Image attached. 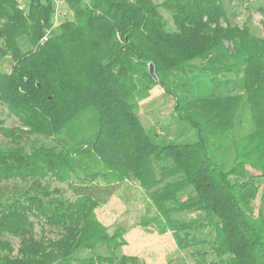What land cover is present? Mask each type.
Segmentation results:
<instances>
[{
  "label": "trees",
  "instance_id": "obj_1",
  "mask_svg": "<svg viewBox=\"0 0 264 264\" xmlns=\"http://www.w3.org/2000/svg\"><path fill=\"white\" fill-rule=\"evenodd\" d=\"M57 1L73 21L54 23ZM229 3L0 0V61L13 60L0 73V104L22 126L3 131L0 183L25 186L1 197L0 264H143L122 255L125 229L110 234L95 214L125 182L147 199L139 225L171 233L194 264H264V213L252 206L264 203V22L261 36L236 26ZM154 88L173 100L162 136L140 118ZM194 211L213 240L196 236L203 224L184 217ZM32 219L60 236L37 239Z\"/></svg>",
  "mask_w": 264,
  "mask_h": 264
},
{
  "label": "rangeland",
  "instance_id": "obj_2",
  "mask_svg": "<svg viewBox=\"0 0 264 264\" xmlns=\"http://www.w3.org/2000/svg\"><path fill=\"white\" fill-rule=\"evenodd\" d=\"M154 5L160 6L166 0H151ZM89 3V0H84ZM228 10L230 20L238 27H243L246 23L252 28L253 32L261 36L262 22H264V0H228ZM22 8L28 7L26 2L20 1ZM56 14L54 23L60 24L64 21H73L74 14L65 6L63 2H56ZM54 6V7H55ZM159 13L166 23V31L175 33L176 28L170 13L159 8ZM225 27V24L224 26ZM0 43L2 41L0 40ZM228 46V45H227ZM13 66V60L10 57L0 61V73H10ZM173 100L166 96L159 88H154L148 99L140 103V118L147 129L157 125V132L163 135L161 127L166 126L172 120ZM0 118L4 121L0 125V146L8 148L11 141L5 136L4 130L22 129L20 121L0 104ZM28 145L51 147L52 141L42 137L28 138ZM27 151L29 147H27ZM170 164L169 162H165ZM50 191L59 190L63 199L75 201L76 197L69 190L67 184L59 183L53 179L44 181ZM25 186L19 180H10L0 183V203L1 197H13L20 193ZM57 196V195H55ZM191 196V195H190ZM254 216L264 213V203L258 198L252 203ZM147 211V199L136 183L125 182L118 186L114 195L95 210L96 217L110 234H113L117 228L125 229V240L127 246L122 249V255L128 257H137L143 264H194V258L190 251H181L178 249L171 233L159 235L153 228H145L139 225L141 218ZM185 218L192 220L197 226L203 224L196 236L202 240H213L214 231L211 227H204L205 216L194 211L184 215ZM34 223V235L37 239L55 240L61 231L52 229L44 223ZM195 235V233L193 234ZM15 250L19 247V240L8 238Z\"/></svg>",
  "mask_w": 264,
  "mask_h": 264
},
{
  "label": "water",
  "instance_id": "obj_3",
  "mask_svg": "<svg viewBox=\"0 0 264 264\" xmlns=\"http://www.w3.org/2000/svg\"><path fill=\"white\" fill-rule=\"evenodd\" d=\"M149 74H150V76H151L155 81L158 80V79H157V76H156V73H155V67H154L153 64H150V65H149Z\"/></svg>",
  "mask_w": 264,
  "mask_h": 264
}]
</instances>
